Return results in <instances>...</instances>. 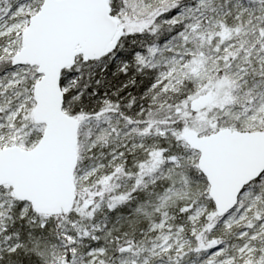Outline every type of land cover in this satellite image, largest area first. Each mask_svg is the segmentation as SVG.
Here are the masks:
<instances>
[{
  "label": "snow or ice",
  "instance_id": "6c2138e0",
  "mask_svg": "<svg viewBox=\"0 0 264 264\" xmlns=\"http://www.w3.org/2000/svg\"><path fill=\"white\" fill-rule=\"evenodd\" d=\"M0 264H264V0H0Z\"/></svg>",
  "mask_w": 264,
  "mask_h": 264
}]
</instances>
